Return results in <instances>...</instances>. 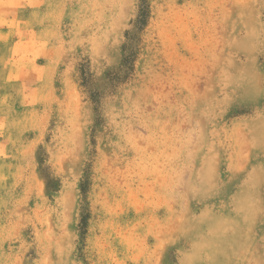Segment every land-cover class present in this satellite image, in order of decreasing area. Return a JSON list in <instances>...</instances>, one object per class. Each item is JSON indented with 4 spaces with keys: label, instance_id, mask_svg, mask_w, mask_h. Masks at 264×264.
Here are the masks:
<instances>
[{
    "label": "rangeland",
    "instance_id": "1",
    "mask_svg": "<svg viewBox=\"0 0 264 264\" xmlns=\"http://www.w3.org/2000/svg\"><path fill=\"white\" fill-rule=\"evenodd\" d=\"M0 264H264V0H0Z\"/></svg>",
    "mask_w": 264,
    "mask_h": 264
},
{
    "label": "trees",
    "instance_id": "2",
    "mask_svg": "<svg viewBox=\"0 0 264 264\" xmlns=\"http://www.w3.org/2000/svg\"><path fill=\"white\" fill-rule=\"evenodd\" d=\"M144 5V4H143ZM147 8L146 6H143V8L141 9V15L139 17V20H138V25L141 27L145 24V21H146V17H147Z\"/></svg>",
    "mask_w": 264,
    "mask_h": 264
},
{
    "label": "bare ground",
    "instance_id": "3",
    "mask_svg": "<svg viewBox=\"0 0 264 264\" xmlns=\"http://www.w3.org/2000/svg\"><path fill=\"white\" fill-rule=\"evenodd\" d=\"M219 242H220L221 246L224 247V246H226L230 241H228V239H226V238H225V239H224V238H221Z\"/></svg>",
    "mask_w": 264,
    "mask_h": 264
}]
</instances>
